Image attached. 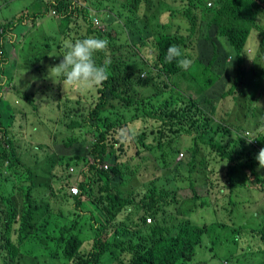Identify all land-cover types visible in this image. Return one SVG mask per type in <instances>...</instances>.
Returning <instances> with one entry per match:
<instances>
[{"label":"trees","instance_id":"obj_1","mask_svg":"<svg viewBox=\"0 0 264 264\" xmlns=\"http://www.w3.org/2000/svg\"><path fill=\"white\" fill-rule=\"evenodd\" d=\"M210 2L214 4L210 6ZM82 3L79 7L72 0H35L28 7L32 14L24 9L12 20L0 19L1 102V90L9 80L5 71L11 43L17 51L19 71H27L33 85L48 87L52 83L60 96H66L64 102H58L60 109L61 103L65 106L58 122H63L72 136L58 147L73 150L69 156L49 152L39 155L35 151L43 152L47 145L26 143L23 133L3 124L4 114L0 111V263L203 264L196 260L197 249L205 243L214 251L217 243L212 231L222 229L217 225L219 211L210 200L212 193L217 191L225 198L234 195L229 200L230 208L222 210L231 228L239 220L237 215L244 218L234 198L243 195L244 188L254 195L253 189L264 186V168L256 159L264 148V134H258V147H254L239 135L233 136L231 130L218 128L221 135L215 131L206 112L215 113V104L204 96L217 79L211 70L217 55L205 63L199 44L203 47L204 32L224 39L241 66L236 71L237 78L250 88L262 90L243 67V54L253 32L260 36L264 52V0ZM95 15L103 16L104 29L95 24ZM46 16L59 21L55 25L57 33L50 30L54 27L51 23L38 31L44 24L39 25V20ZM116 18L124 25L126 21L133 23V43L122 25L124 36L115 28ZM76 24H83L86 32L75 29ZM23 25L27 31L19 41L15 30ZM89 36L109 41L105 52L95 56L97 64L107 63L108 79L92 90L69 88L60 94L53 75L49 77L50 69L44 66L52 59L60 64L65 40ZM173 44L180 46L185 58L192 62L188 70L177 67L175 62H165L167 49ZM120 47L129 55H119ZM153 68L158 71L156 76ZM145 73L147 76L142 77ZM189 91L197 97L193 98ZM70 94L77 98L92 96V102L77 98L72 102ZM35 96L36 99L21 93V109L14 106V120L20 114L25 116L23 111L30 107L36 110L33 103L44 96ZM185 136L190 137V144L186 146L188 161L183 165L177 157L184 150ZM155 150L160 152L164 168L180 175L186 168L190 195L181 198L182 189L168 188L172 178L140 180L143 165L154 161V166L159 167L156 162L160 159H151ZM136 158L140 160L134 162ZM99 159L109 163V169L91 164V160L95 163ZM73 165L81 172V194L73 197L61 186L57 209L52 202L60 188L44 177L51 175L54 182L58 178L53 170L68 172ZM238 167L245 178L244 186L237 185L233 178ZM64 180L60 178L59 183ZM201 180L204 182L199 185L207 187V195L199 194L195 187ZM48 190L51 194H47ZM68 202H73L74 208H66ZM257 210L262 220L260 227L235 226L240 264L255 255L245 247L257 240L264 242V205ZM148 217H152V224H147ZM86 232L93 233V238L88 241L91 248L84 251L82 237ZM255 232L259 236L248 237L240 246L243 242L238 239ZM32 255L35 259L29 260L27 256Z\"/></svg>","mask_w":264,"mask_h":264},{"label":"rangeland","instance_id":"obj_2","mask_svg":"<svg viewBox=\"0 0 264 264\" xmlns=\"http://www.w3.org/2000/svg\"><path fill=\"white\" fill-rule=\"evenodd\" d=\"M33 1L35 0H0V19L7 18L9 20H12L11 18H13L15 14L20 13L24 9H26L27 12L32 14L33 11L28 7L31 5ZM167 2H170V0H167ZM213 4L214 2H210V5ZM97 17L101 21L102 25L103 24L105 25V22L103 21V16L97 15ZM42 22L44 23L43 25L41 24ZM49 23L54 24L55 27V29L54 27L53 28L50 27V30L52 32L57 33L58 28H56L55 25L59 23V21L57 22L53 17H49V16H46V18L43 20H39V25L41 24V26L38 25L39 26L38 31L40 32L44 30ZM120 25H122V28L128 33V37L131 43H133V37L131 38V34L133 35V23H128L126 21L124 25L123 20L116 18V23H114V26L119 32H121L122 36H124ZM71 27H73V24L71 25ZM75 29H79L81 32H86V27H84L83 24H80V26L76 24ZM26 31H27V26L23 25L21 27H18L15 30V36L17 37V40L21 41ZM259 38L260 36L258 35V33L253 32L251 41L245 46V54H243V58L247 62L246 72L248 74H251V76L256 75L258 72L261 73L262 71H264V52L261 50L263 44L260 43ZM203 39L205 40V42L203 44V47L199 44V49L201 50L202 59L204 60V62L205 63L209 62V60L213 57L214 54L217 55V58L214 64L212 65L211 70L215 72V74H219L220 78L214 84L213 88L208 92L209 96H216L222 92L225 83L227 82L228 79H230L231 82L233 81V79L228 75L235 77V74L232 72V70L228 69L227 70L228 73H226L224 70V65L226 61L229 60L231 46L221 37L211 35L209 32H204ZM8 49H9V54L7 55V57L9 59V64L7 70L5 71V76L8 77L9 80L7 84L3 87V90H1V94L3 96L2 98L3 102H1L0 100V111L4 114L3 118L5 120L3 121V124L6 127L12 126V129L17 130L18 133H23L24 137L26 138V143H33L35 145L40 144L43 146L47 145L48 148H45L43 152H40L39 150L35 151L38 152L39 155L41 156L45 155L47 152L61 153L62 155L68 154V156L71 155L73 153L72 149L67 150L65 146L58 147L63 143L64 140L72 136L71 132L67 131L66 128L64 127V123L58 122L60 121V119H62L61 116L63 114L62 110H64L65 107V106L63 107V104L61 103V109H60V106L58 107L60 103L58 102L60 99H62V102H64L66 100V96L61 95L62 96L61 97L58 94V92L54 90L52 83H50L48 87L33 85L29 73L25 70H23V72L19 71L20 70L18 68L19 59H18L17 51L15 50V47H13V44L8 43ZM117 52L119 55H123V56L129 55L128 50L122 47H120V49H118ZM233 55L235 58H237L234 53ZM130 62L133 64V57L130 59ZM57 65H59L58 61H54L52 59V61L46 63L44 68L47 71H49V69ZM152 71L156 76L158 71L156 69H153ZM50 75H53L55 84L57 83L56 90H59L60 94L63 93L64 91L69 90V88L66 89L63 88L62 78L60 76L49 73V77ZM260 81L261 79L259 76L257 82L260 83ZM260 88H264V81L262 82ZM22 92H24V94L25 93L32 94V97H34L35 99H36L35 94L37 96L42 95L44 96V99L40 98L39 101L35 100L33 104L36 105V110H33L32 107H30L27 110L23 109L25 116L20 114L16 116V119L14 120L13 108L14 106H16L19 109H21L20 105L22 102L20 99V95ZM95 93L96 90L93 92V95ZM188 93H190V95L193 98L197 97L196 93L190 91ZM238 95L239 94H237V96ZM167 97L168 96H164V98ZM68 98L71 99L72 102H74L76 101L77 96L70 94L68 95ZM78 99H83V102L88 104L92 102V96L88 98H77V100ZM242 99L247 104H249L247 108L239 109L240 111L244 112L246 114V117L248 118L244 121V127L254 128L255 122H259V123L262 122L264 127V113H262L261 111V109H263L264 111V98H261L254 104V107L259 108L258 111V115L260 116L259 119L252 117L249 113V109L251 108L252 101L254 100L252 96L244 95ZM201 103L203 104L202 101ZM232 104H233L232 98H228L224 102H221L218 106L215 116L213 117V121L216 122L217 124H220L223 121L226 122L227 112L230 111L233 113V116L230 119L232 122L234 120V117L241 118L236 113V110L234 109ZM3 109L5 110L3 111ZM153 125H155V123H153ZM262 131H264V129H262ZM253 132L256 133V130H253ZM54 145L56 147H54ZM188 145L189 144L187 143V140H184L182 144L183 149L187 151L186 146ZM84 151L85 150H82V152ZM155 151L154 153H152L151 159L152 160L160 159L159 161L156 162L159 165V167H157L156 165L154 166L155 163L154 161H151L150 164L143 165L140 168V173L144 175L141 176L140 180L142 182H149L148 180L153 179L156 176H163L168 180L172 178V181L169 183L168 188L177 187V189H182L180 192L181 198L190 195L191 190L189 188L191 186H189L190 180H189V176H187L188 175L187 171H185L186 168L183 171V175L175 173L173 170H171V168H167V169L164 168L161 158L158 156L160 152L158 150ZM183 152L184 155L182 154L178 155L177 161H181V163H183L184 165L188 161L189 154L185 151ZM139 160L140 158H136L134 162H137ZM169 160H171V158H169ZM240 171L241 168L238 167L235 173L233 174V178L236 181L237 185L244 186L245 178ZM52 173L56 174V177L58 178L57 180L54 181L53 184V186L56 187L59 185L60 178L65 177L70 181H72L71 179H74L76 177L72 175L71 178V176H68L67 172L59 168H57V170H53ZM44 179H47L48 181L53 183V178L51 175L44 177ZM202 182L204 181L201 180L199 183L196 184L195 187H198L197 190L199 194L207 195L208 193L207 187H201L199 185ZM60 184H63V182H61ZM254 191H255L254 195H249V192L244 188L242 192L244 196L239 195L237 198H234L235 203L241 206L239 210H241L242 213L244 214V218L242 219L240 215H237L239 220H236L235 222L233 220L234 226L231 228L227 227L229 222L224 219L222 210L230 208L229 200L231 197H234V195L228 194V197L225 198L220 194L218 195V192L216 191L212 193L211 198L207 196L210 198L213 207L219 211L217 215V220H218L217 225L222 227V229L220 232L217 230L212 231V237L217 243V247L214 249V251L210 247H208L205 243L203 244L202 247L197 249L196 260L198 262H202L203 264H240V261L237 259H239V257L241 258V256L238 257L236 255V253L240 252V250L238 249V246L235 244V240L237 238L235 235V228H236L235 226L243 225L245 228L248 229H256L258 223L261 221V215L258 212L257 208L258 207L261 208L262 205L264 204V194L263 196H260V193L257 190ZM47 194H51V191L48 190ZM252 196H254V198H251ZM254 199H257V205L255 204ZM73 204H74L73 202H68L65 204V207L74 208ZM54 206H56V208L59 209L58 196H54ZM252 236L257 237L259 236V234L257 232L253 234L248 233L247 235L244 236L243 239L241 240L238 239L239 243L243 242V244L240 246L243 247V245L245 244L244 242L245 239ZM92 238H93V233H87V232L83 233L82 239L85 242L83 246L84 251H87L88 249L91 248V243H89L88 241ZM244 249L246 251H252L255 253L253 259L252 260L250 259L249 262L244 264H264V242H262L261 240H257L256 243L251 245V247L249 248L245 247ZM27 257L29 260L35 259L33 255Z\"/></svg>","mask_w":264,"mask_h":264},{"label":"clouds","instance_id":"obj_3","mask_svg":"<svg viewBox=\"0 0 264 264\" xmlns=\"http://www.w3.org/2000/svg\"><path fill=\"white\" fill-rule=\"evenodd\" d=\"M72 2H74V4H76L79 7H81L84 4L82 3V0H72ZM94 21H95V24L100 27V29H104L105 25L104 24L102 25L101 21L98 19L96 15L94 16ZM63 46L65 49V52L62 55L63 59L59 65L52 67L50 69V74H56L62 78V85L64 89L77 88L80 90H89V89H93V88L101 86L108 79L109 72H108L107 63L100 65V64H97L95 60V56L97 53L105 52V50L108 48L109 41L107 40V38L89 36L82 40L76 39L75 41H73V40L68 39L64 41ZM165 62L169 64L175 62L177 67L182 68L184 70H188V68L190 67L192 63L190 60L185 58L184 51L181 49V47L175 44L169 46V48L167 49V52L165 55ZM244 66H247L246 61L243 67ZM211 68H212V65H211ZM240 68L241 66L239 62L237 61V59L234 57L233 51L230 48L229 60L226 61L224 65V70L226 73H228L227 71L228 69L232 70V72L235 74V77H232L231 75H228V76H230L233 79V81L231 82V80L228 79L227 82L225 83V86L222 92L216 96H209L208 95L209 91H207L205 93L204 99L214 102L215 109L217 111L218 106L221 102H224L228 98H232L233 100L232 106L234 107V109L236 110V113L241 118L234 117V120L232 122L230 119L232 118L233 113L231 111L227 112L226 122L223 121L220 124H217L216 122L213 121L212 122V124L214 125L213 128L219 135L222 134V131H218V128L222 130L223 129L231 130L234 133L232 134L233 136L239 135L242 139H244L247 142V144H250L254 147H258V139H259L258 134L259 133L264 134V131H262V129H264L263 124L262 122L261 123L255 122L254 128L244 127V121L248 118L246 117V114L240 111L239 109H244L249 106V104H247L242 99L243 96L244 95L252 96L254 100L252 101L251 108L249 109V113L252 117L259 119L260 118V116L258 115L259 108L254 107V104L261 98H264V88H262V90L259 88H254V87L250 88L245 84L244 81L241 82V80L237 78V74H236L237 69H240ZM213 73L217 77L215 81L216 83L217 80L220 78V75L215 74V72ZM263 74H264V71H262L261 73L258 72L256 75H253L252 78L257 82L260 76V79H261L260 85H261L262 82L264 81ZM146 76H147L146 73L142 75V77H146ZM237 94L239 95L237 96ZM261 111L262 113H264L263 109H261ZM206 112L213 120V117L215 116L216 112L212 113L207 110ZM256 125L259 126L257 129H256ZM253 130H256V133H254ZM121 134L122 136L124 135L123 132ZM184 140H187V143L190 144V137L185 136ZM183 151L187 152L186 150H183ZM183 151L180 154L184 155ZM256 159L259 162V166L261 168H264V148L260 149ZM91 164H93L94 166H98L99 168H104V169H109V166H110L109 163L107 162L102 163L100 159L97 160L95 163L94 161L91 160ZM67 173H68V176H71V178H72V175L76 177L74 179H71L72 181L65 178L63 184L59 183L57 187L60 189H56L58 198L59 196H61V192H60L62 191L61 186L64 187L65 188L64 190H66V192H68L73 197L79 196L81 194L80 185H79V178H80L81 172L79 171V168L73 165L68 168ZM254 178L255 177H253V179ZM251 186L252 184L250 185V187ZM73 188H77L78 192L76 194L73 193ZM254 190H257L260 193V196H263L264 186L261 189H254ZM254 200H255V204L257 205V199H254ZM52 205H54V202H52ZM146 221H147V224L153 223L152 217H148ZM261 223H262V220L258 223L257 227H260ZM233 232H234V229H233Z\"/></svg>","mask_w":264,"mask_h":264},{"label":"built area","instance_id":"obj_4","mask_svg":"<svg viewBox=\"0 0 264 264\" xmlns=\"http://www.w3.org/2000/svg\"><path fill=\"white\" fill-rule=\"evenodd\" d=\"M77 192H78L77 188H73V193L76 194Z\"/></svg>","mask_w":264,"mask_h":264},{"label":"crops","instance_id":"obj_5","mask_svg":"<svg viewBox=\"0 0 264 264\" xmlns=\"http://www.w3.org/2000/svg\"><path fill=\"white\" fill-rule=\"evenodd\" d=\"M7 19V18H6Z\"/></svg>","mask_w":264,"mask_h":264}]
</instances>
